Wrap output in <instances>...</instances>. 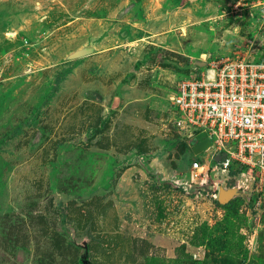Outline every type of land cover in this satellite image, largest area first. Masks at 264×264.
Masks as SVG:
<instances>
[{
  "label": "rangeland",
  "instance_id": "1",
  "mask_svg": "<svg viewBox=\"0 0 264 264\" xmlns=\"http://www.w3.org/2000/svg\"><path fill=\"white\" fill-rule=\"evenodd\" d=\"M84 46L93 52L68 58ZM236 54L264 63V0H0V131L39 106L49 136L20 140L2 176L42 185L52 143L75 139V178H117L74 212L102 238V264H264L251 185L220 201L237 177L211 167L203 189L184 188L204 173L181 142L204 134L179 126L177 98Z\"/></svg>",
  "mask_w": 264,
  "mask_h": 264
},
{
  "label": "flooded vegetation",
  "instance_id": "2",
  "mask_svg": "<svg viewBox=\"0 0 264 264\" xmlns=\"http://www.w3.org/2000/svg\"><path fill=\"white\" fill-rule=\"evenodd\" d=\"M39 108L0 131L7 135L0 145V159L4 164L14 155L17 143L23 138H28L30 145L49 138L41 126ZM52 144L48 177L42 185L13 186L0 172V264H64L67 257L65 236L72 227L79 235L93 238L90 244L92 260L94 264H102L99 258V248L104 245L102 238L92 230L90 218L80 219L74 212L78 206L95 197H105L112 191L94 194L85 202L76 198L64 200L69 194L90 185L74 176L72 153L81 149L80 143L75 139H60ZM99 183L91 187H97Z\"/></svg>",
  "mask_w": 264,
  "mask_h": 264
},
{
  "label": "built area",
  "instance_id": "3",
  "mask_svg": "<svg viewBox=\"0 0 264 264\" xmlns=\"http://www.w3.org/2000/svg\"><path fill=\"white\" fill-rule=\"evenodd\" d=\"M208 72L206 81L197 79L183 86L176 101L179 126L203 132L211 140L205 150L214 151L205 164L201 152L196 153L191 169L204 176L197 180L193 173L184 188L198 184V191L203 189L211 167L213 172L228 174L231 165H243L247 169L232 176L237 177L233 187L251 185L264 213V63L236 54L212 61Z\"/></svg>",
  "mask_w": 264,
  "mask_h": 264
},
{
  "label": "water",
  "instance_id": "4",
  "mask_svg": "<svg viewBox=\"0 0 264 264\" xmlns=\"http://www.w3.org/2000/svg\"><path fill=\"white\" fill-rule=\"evenodd\" d=\"M93 47L84 46L77 50H74L68 55L69 59L79 58L90 54L93 52ZM6 140V136H0V145ZM1 162V159H0ZM116 178L115 173L111 174L107 180L103 181L97 187H88L80 191L75 192L74 194H69L64 198V200L76 198L80 202H85L91 199L94 194L104 195L114 188L113 181ZM237 190L236 187H230L229 189H224L221 187L219 189V200H226L232 194H228L230 190ZM62 203V202H61ZM93 241V238L85 235H79L76 230L72 227L68 235L65 236V247L67 251V257L64 264H94L92 257L93 251L90 248V244Z\"/></svg>",
  "mask_w": 264,
  "mask_h": 264
},
{
  "label": "trees",
  "instance_id": "5",
  "mask_svg": "<svg viewBox=\"0 0 264 264\" xmlns=\"http://www.w3.org/2000/svg\"><path fill=\"white\" fill-rule=\"evenodd\" d=\"M63 77L64 75H58L56 77V80H55L56 85L54 86V90H57L58 84L63 80ZM198 138L194 137L193 142L192 141L191 142L189 141L181 142L182 143L181 147L184 153H186V158H191L194 156L195 157L194 159H196V153L204 151L211 144V140L205 136H204V139L202 140H199L200 138L199 139ZM246 169H247L246 166L233 164L230 166V174L234 176V175H237L239 172L246 170Z\"/></svg>",
  "mask_w": 264,
  "mask_h": 264
}]
</instances>
